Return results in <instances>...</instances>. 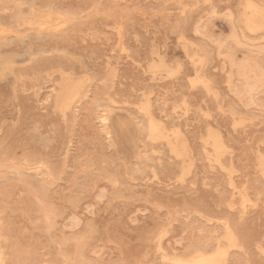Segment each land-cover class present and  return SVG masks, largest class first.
<instances>
[{
  "label": "rangeland",
  "instance_id": "rangeland-1",
  "mask_svg": "<svg viewBox=\"0 0 264 264\" xmlns=\"http://www.w3.org/2000/svg\"><path fill=\"white\" fill-rule=\"evenodd\" d=\"M0 35V264H264V0H0Z\"/></svg>",
  "mask_w": 264,
  "mask_h": 264
},
{
  "label": "bare ground",
  "instance_id": "bare-ground-1",
  "mask_svg": "<svg viewBox=\"0 0 264 264\" xmlns=\"http://www.w3.org/2000/svg\"><path fill=\"white\" fill-rule=\"evenodd\" d=\"M56 4H57V6H58V3H56ZM45 5H46V4H44V6H45ZM49 6H51V5H49ZM57 8H59V7H57ZM48 11H50V10H48ZM48 11H47V12H48ZM51 11H52V9H51ZM49 13H50V12H49ZM51 13H52V12H51ZM49 16H50V15H49ZM51 17H54V19H55V16H51ZM49 19H50V18H49ZM51 19H52V18H51ZM51 19H50V20H51ZM54 19H53V20H54ZM56 19H57V18H56ZM3 34H4V33H3ZM0 36H1V35H0ZM2 36H3V35H2ZM1 39H2V38H1ZM1 39H0V40H1ZM0 42H1V41H0ZM5 42H6V41H5ZM3 43H4V42H3ZM3 43H2V45H3ZM5 44H7V43H5ZM2 45H1V46H2ZM4 59H5V58H4ZM4 59H3V61H4ZM8 59H10V58H8ZM6 61H7V60H6ZM0 62H2V61L0 60ZM4 63L6 64V62H4ZM8 63H9V61L7 62V64H8ZM10 63H11V61H10ZM10 63H9V64H10ZM1 64H2V63H1ZM1 64H0V67L2 66ZM3 65H4V64H3ZM246 85H247V84H246ZM248 85H249V84H248ZM245 87H247V86H245ZM251 87H252V85H251ZM247 88H249V87H247ZM249 89H250V88H249ZM249 89H248V90H249ZM250 90H251V89H250ZM94 92H96V91H94ZM98 93H99V92H98ZM98 93H97V94H98ZM92 94H95V93H92ZM93 96H94V95H93ZM93 96H92V97H93ZM94 97H95V96H94ZM252 98H253V97L251 96V100H252ZM253 99H254V98H253ZM94 101H95V98H94ZM252 101H253V100H252ZM252 101H251V102H252ZM254 101H255V100H254ZM94 103H95V102H94ZM92 104H93V103H92ZM93 105H94V104H93ZM1 131H2V130H1ZM3 133H4V132H3ZM0 134H1V133H0ZM4 135H5V134H4ZM1 137H2V136H1ZM6 138H7V137H6ZM1 140H2V139H1ZM3 140H4V137H3ZM3 140H2V141H3ZM5 142H6V140H5ZM8 144H9V143H8ZM5 145H7V144H5ZM9 145L11 146V144H9ZM9 145H8V146H9ZM12 146H13V145H12ZM14 146H16V145H14ZM14 146H13L12 148H14ZM0 147H2V146L0 145ZM4 147H5V146H4ZM17 148H18V145H17ZM0 149H1V148H0ZM4 150H5V148H4ZM11 150H12V149H11ZM14 150H15V148H14ZM17 150H18V149H17ZM35 150H36V149H35ZM22 152H23V150H22ZM24 152H25V151H24ZM24 152H23V153H24ZM11 153H12V152H11ZM33 153H34V152H33ZM39 153H40V152H39ZM2 154H3V153H2ZM7 154H8V153H7ZM14 154H15V153H14ZM16 154H17V153H16ZM21 154H22V153H21ZM37 154H38V153H37ZM10 155H11V154H10ZM41 155H42V154H41ZM4 156L6 157V154H5ZM4 156H3V157H4ZM18 156H19V155H18ZM18 156H17V157H18ZM21 156H22V155H21ZM29 156H30V155H29ZM33 156H34V155H33ZM33 156H32V157H33ZM39 156H40V155H39ZM1 157H2V155H1ZM23 157H24V155H23ZM41 157H42V156H41ZM41 157H40V158H41ZM11 158H12V157H11ZM29 158H31V156H30ZM36 158H37V157H36ZM7 159H8V157H7ZM7 159H6V161H7ZM9 159H10V157H9ZM9 159H8V160H9ZM14 159H15V158H14ZM43 159H44V158H43ZM43 159H42V160H43ZM3 160H4V158H3ZM21 160H23V159L21 158ZM24 160H25V157H24ZM35 160H36V159H35ZM39 160H40V159H39ZM8 162H9V161H8ZM20 162H21V161H20ZM32 162H33V158H32ZM39 162H40V161H39ZM1 163H2V162H1ZM37 163H38V162H37ZM41 163H42V162H41ZM2 164H3V163H2ZM30 164H31V163H30ZM8 165H9V164H8ZM11 165H12V164H11ZM15 165H16V164H15ZM21 166H22V165H21ZM24 166H25V165H24ZM36 166H37V165H36ZM39 166H40V165H39ZM11 167H12V166H11ZM29 169H30V168H29ZM38 169H39V168L37 167L36 171H39V170H40V169H39V170H38ZM46 170H47V169H46ZM15 171H16V170H15ZM20 171H21V169H20ZM43 171H44V170H43ZM47 171H48V170H47ZM28 172H30V171H28ZM32 172H33V171H32ZM39 172L41 173L42 171L40 170ZM49 172H50V171H49ZM35 173H37V172H35ZM14 174H15V173H14ZM16 174H17V172H16ZM23 174H24V173H23ZM23 174H22V175H23ZM26 174H27V173H26ZM45 174H47V173H45ZM29 175H30V174H29ZM29 175H28V176H29ZM39 175H40V174H39ZM17 176H19V175H17ZM17 176H16V177H17ZM24 176H25V174H24ZM30 176H31V175H30ZM36 176H38V175H36ZM36 176H35V177H36ZM20 177H21V175L19 176V178H20ZM25 177H26V176H25ZM35 177H34V178H35ZM22 178H23V176H22ZM26 178H27V177H26ZM40 178H41V177H40ZM27 181L29 182V180H27ZM33 181H34V180H33ZM35 181H36V180H35ZM34 183H35V182H34ZM37 183H38V182H37ZM42 183H44V182H43V179H42ZM32 184H33V183H32ZM38 185H39V184H38ZM40 185H41V184H40ZM39 187H40V186H39ZM43 189H44V187H43V185H42V189H41V190H43ZM46 190H47V189H46ZM46 190H45V191H46ZM2 226H3V225H2ZM2 226H1V227H2ZM0 229H2V228H0ZM2 234H3V233H2ZM229 235H230V234H229ZM229 238H230V237H229ZM221 242H222V241H221ZM206 244H207V243H206ZM221 245H222V244H221ZM221 245H220V247H221ZM0 246H2V245H0ZM200 246H201V245H200ZM200 246H199V247H200ZM202 246H203V245H202ZM207 246H208V245H207ZM207 246H206V247H207ZM213 246H215V245H213ZM222 246H224V244H223ZM6 247H7V246H6ZM209 247H211V245H210ZM197 248H198V247H197ZM201 248L203 249V252H204V247H201ZM205 249H206V248H205ZM214 249H215V248H214ZM216 249H217V248H216ZM199 250H200V249H199ZM206 250H207V249H206ZM206 250H205V253H208V252L210 251V250L208 249L209 251L206 252ZM218 250H219V249H218ZM195 251H196V250H195ZM196 252H197V251H196ZM194 253H195V252H194ZM200 254H201V253H200ZM200 254H199V255H200ZM227 262H229V261H227Z\"/></svg>",
  "mask_w": 264,
  "mask_h": 264
}]
</instances>
